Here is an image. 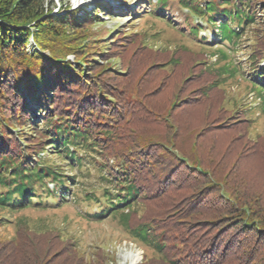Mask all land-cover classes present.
<instances>
[{
    "label": "trees",
    "instance_id": "1",
    "mask_svg": "<svg viewBox=\"0 0 264 264\" xmlns=\"http://www.w3.org/2000/svg\"><path fill=\"white\" fill-rule=\"evenodd\" d=\"M154 1L151 13L169 6V0ZM177 4L189 14L205 18L226 48H236L237 41L255 23L264 25V0H177ZM52 6L46 0H0V107L6 120L29 121L26 129L43 133L44 141L49 142L45 152L36 145L37 150L28 154L20 145L7 143L16 140L9 136V130H3L4 124L0 125V212L21 211L39 205L43 199L65 196L69 189L64 186L67 178L61 165L41 158L33 163L32 157L50 153L63 163L68 161V169L82 172L85 163L105 148L104 142L112 141L121 121L113 120L105 99L118 102V96L110 97L108 88V81L117 82L105 78L109 73L96 78L104 70L93 55L103 52H95L100 46L88 42L85 34L93 19H99L105 10L98 7L81 18L70 7L63 15H54ZM200 29L191 27L189 32L197 38ZM81 43L86 45L78 46ZM71 54L81 59L76 66L66 61ZM216 56L227 60L224 51ZM257 63L253 62L252 86L264 94V69ZM230 72L228 65L218 68L219 74ZM171 95L172 91H167L147 105L162 112ZM151 109L136 107L132 127L146 131L149 126L156 127L165 138L168 133L153 121ZM221 110L218 100L211 99L182 104L173 111L171 119L177 120L178 129L186 133L179 131L172 136L178 142L176 149L197 166L196 172L190 174L185 165L176 168L177 164L170 161L159 168L161 161L144 157L140 151L124 152L116 158L115 169L97 165L101 168L98 178L107 185L96 200V208L88 209L92 212L86 216L98 221L118 216L127 225L130 210L142 195L137 181L143 172L151 171L154 178L150 181L166 182L163 195L169 199L167 205L174 208L188 197L190 202L184 208L190 207L188 210L194 211L190 217L199 220L188 232L196 245L188 262L168 259L166 246L155 240L150 226L130 229L134 240L158 255L146 264H264V143L248 145L245 133L234 122L221 126L227 117ZM28 136L26 133L21 139ZM190 177L192 181H188ZM191 183L195 186L189 187ZM214 183H218L215 189ZM185 190L190 194H184ZM192 225L186 224L185 231ZM23 227L12 240H0V264H94L74 248L56 249L49 233L35 237Z\"/></svg>",
    "mask_w": 264,
    "mask_h": 264
},
{
    "label": "rangeland",
    "instance_id": "2",
    "mask_svg": "<svg viewBox=\"0 0 264 264\" xmlns=\"http://www.w3.org/2000/svg\"><path fill=\"white\" fill-rule=\"evenodd\" d=\"M46 1L53 3L54 15H63L69 7L81 18L92 14L98 7L105 10L99 19H93L85 34L88 42L100 46L95 52H103V55H93L97 65L104 70L96 78L109 73L105 78L117 82L113 84L108 81V88L110 97L118 96V102L112 103V99H105L113 120L121 121L112 141L104 142L105 148L99 151L100 154L94 155L90 161L84 158L88 161L82 172L68 169V161L63 163L61 159L51 157L50 153L44 157L42 154L32 157L33 163L41 158L50 160L48 164L61 165L67 178L64 179V186L69 189L68 193L62 196L63 199H54L53 196L49 200L43 199L41 205H34L33 208L0 212V240H12L19 227L23 230V226H26L35 237L49 233L56 249L74 248L94 264H130L125 259L128 255H139L136 264H146L156 260L157 253L134 240L130 234V229L146 224L152 228L151 234L156 236L155 240L166 246L168 259L181 258L178 260L188 262L196 246L191 242L188 232L197 227V224L192 223L199 220L190 217L194 214L193 210H188L190 207L184 208L190 202L188 197L170 208L167 205L169 199L163 195L166 182L159 181L156 184L150 181L154 178L151 171L143 172L137 181L142 195L132 206L127 225L118 216L100 221L88 218L86 213L92 212L88 209L96 208V200L107 185L98 178L97 171L101 168L97 165L115 169L118 156L124 152L140 151L144 157L150 156L153 161H161L159 168L170 161L177 164L176 168L185 165L190 174L196 172L197 166L191 165L176 149L178 142L172 136H176L179 131L181 135L186 133L181 132L178 121L171 118L173 111L182 104L211 99H217L220 110L227 113L221 126L234 122L245 133L248 145L264 143V94L260 88L252 86L253 62H258L259 68L264 69V25L259 22L252 25L237 41L236 48L232 49L226 48V43L218 40L216 31H211L205 18L181 9L177 0H169L166 10L159 13H151L155 6L154 0L150 4L148 0ZM191 27L203 28L197 38L189 32ZM81 45L85 46L86 43L78 46ZM219 51L226 53L227 60L216 56ZM80 60L73 54L66 59L74 66ZM225 65L234 73L219 74L218 68ZM170 90L172 95L164 111L152 110L147 105L155 103L161 99V94L164 96ZM138 106H147L153 111V121L165 127L168 133L165 138L156 127L149 126L147 131L132 127V114ZM3 112L0 107V119L4 118L0 120V125L4 124L3 130H9H6L9 136H14L16 140L12 143V139H9L7 143L11 146L20 145L28 154L37 150L36 145L42 147V152L47 150L49 142L44 141L43 133H30L26 129L29 121L6 120ZM38 115L35 114L36 117ZM26 133L30 136L23 141L21 138ZM78 155L85 157L82 152ZM255 157L259 159L257 155ZM68 178L72 181L69 182ZM188 181H192L191 177ZM45 184L53 188L49 180ZM191 184L189 187L195 186V183ZM217 187L218 183H214L213 189ZM190 192L185 190L184 194L189 195ZM34 202H37L36 199ZM186 224L192 225L187 232Z\"/></svg>",
    "mask_w": 264,
    "mask_h": 264
},
{
    "label": "bare ground",
    "instance_id": "3",
    "mask_svg": "<svg viewBox=\"0 0 264 264\" xmlns=\"http://www.w3.org/2000/svg\"><path fill=\"white\" fill-rule=\"evenodd\" d=\"M138 258H139V255H137V256L136 255H134V256L128 255L125 259L127 260V262L129 261L130 264H136Z\"/></svg>",
    "mask_w": 264,
    "mask_h": 264
}]
</instances>
